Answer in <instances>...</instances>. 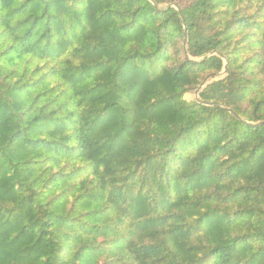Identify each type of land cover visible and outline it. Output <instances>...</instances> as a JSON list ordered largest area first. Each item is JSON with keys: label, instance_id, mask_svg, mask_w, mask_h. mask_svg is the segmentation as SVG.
Masks as SVG:
<instances>
[{"label": "trees", "instance_id": "trees-1", "mask_svg": "<svg viewBox=\"0 0 264 264\" xmlns=\"http://www.w3.org/2000/svg\"><path fill=\"white\" fill-rule=\"evenodd\" d=\"M0 264H264V0H0Z\"/></svg>", "mask_w": 264, "mask_h": 264}, {"label": "rangeland", "instance_id": "rangeland-1", "mask_svg": "<svg viewBox=\"0 0 264 264\" xmlns=\"http://www.w3.org/2000/svg\"><path fill=\"white\" fill-rule=\"evenodd\" d=\"M202 88H204V86H202L201 89H202ZM197 91H198V90H197ZM197 91H196V92H197ZM196 92H193V93H189V94H187V95H186V98H187V99L197 98V96H196ZM198 95H199V94H198ZM198 98H199V97H198Z\"/></svg>", "mask_w": 264, "mask_h": 264}, {"label": "water", "instance_id": "water-1", "mask_svg": "<svg viewBox=\"0 0 264 264\" xmlns=\"http://www.w3.org/2000/svg\"><path fill=\"white\" fill-rule=\"evenodd\" d=\"M226 71H227V68L225 67L224 68V72L223 73H226ZM200 90H201V88L200 89H198V91L196 92V96H197V98L199 97V92H200Z\"/></svg>", "mask_w": 264, "mask_h": 264}]
</instances>
